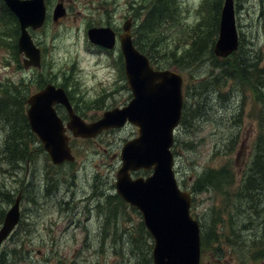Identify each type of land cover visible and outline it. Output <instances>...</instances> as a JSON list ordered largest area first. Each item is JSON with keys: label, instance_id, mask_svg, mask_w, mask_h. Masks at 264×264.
Returning <instances> with one entry per match:
<instances>
[{"label": "rangeland", "instance_id": "374dc122", "mask_svg": "<svg viewBox=\"0 0 264 264\" xmlns=\"http://www.w3.org/2000/svg\"><path fill=\"white\" fill-rule=\"evenodd\" d=\"M48 1L51 4L50 16L44 27L36 28L37 32L33 34L43 49V62L39 69L23 67L22 56L14 52L13 46L15 44L16 47L17 38L14 37L11 25L6 29V34L2 35L6 42L4 45L7 46H0V82H6L8 79L17 85L22 83L19 89L24 94V99L21 100L22 108L17 100H12L17 102L12 106L14 111L10 117L12 123L18 117L15 112L26 113L25 99L28 94L47 82L63 86L78 113L86 120H96L110 108V104H126L131 98V91L125 88L115 91L125 81L120 49H112L110 56L114 66L107 67L108 59L97 57L89 48L87 29L104 26L122 32L123 22L130 20L133 43L138 49L139 46H152L154 43L158 49L173 48L172 45L179 43L183 44L182 48H188L186 43L190 42L191 38L189 29L194 27L198 20L200 12L197 7L202 0H167L164 5H160L158 0ZM234 1L238 34H241L244 43L241 48L242 54L253 55L252 50H259L261 53L259 58L264 64V0ZM56 3L66 6L67 9V13L58 23L51 17ZM176 5L179 6L181 13H178ZM153 6L159 10V18L154 21L148 17ZM161 12L163 14L169 12V15L162 18ZM140 25L142 35L137 31ZM251 30L253 35H250ZM169 57L167 55L165 60L160 61H171L172 58ZM172 66L173 64L162 69L178 71ZM210 70L209 61L204 56L196 62H189L185 70L179 69L184 82V97L188 104L192 102L190 108L200 110L189 117L185 126L179 125L174 133L175 143L172 146L173 153L175 152L174 170L179 186L188 191L196 174L202 169L207 166L218 167L226 161L232 166L236 181L239 182L245 164L250 160L253 141L257 134L255 114L258 106L253 104L249 92L245 91L246 93L242 94L236 93V90L230 92L228 80L223 81L221 77L215 79L219 76V69H214V73L209 76ZM122 78L124 79L121 80ZM199 83L208 84L210 95L206 92H202L201 95H196L195 92L193 95H186L185 84H190L194 90H201ZM219 91L230 93L223 101L218 98ZM209 96H211L209 105L204 107ZM17 124L20 125L19 122ZM3 128V125H0V225L17 192L21 191L22 196L20 223L0 244V254L4 253L5 259L8 260L6 264H147L150 261L152 238L142 225L138 226L140 215L125 209L119 199L109 198L107 203L98 206L97 210L99 213L102 212L99 216L110 209L115 217H127L133 225L132 223L128 225L131 231L127 234L119 230L125 226H117L114 223V235L110 236L93 235V223L96 219L93 204L89 210L82 204V207H77L73 213L74 210L63 204L59 205L55 198L69 183L71 191H77L76 199L86 195L81 190H89L99 184L102 187L109 186L107 172L114 175L119 166L118 160L110 156L112 153L119 154L122 144L136 135V128L133 125L128 124L119 130L102 133L92 140L75 138L76 140L72 142L74 162H65L61 165H53L43 147L40 149V141L30 134L28 154L23 158L14 154V158L7 161L6 154L4 156L3 153L6 143ZM233 136H236V143L228 154H224L225 147L221 153L214 154L213 145L228 141ZM189 140L194 143L191 149L184 147ZM37 149L41 152L36 153ZM12 150L10 146L9 153ZM15 162H18V165ZM30 181L36 188H29L30 186L26 188ZM47 184L52 185L48 189L61 188L59 193L43 192V187L46 188ZM220 200L221 195L214 191L193 192L191 211L201 224L202 231L206 229L208 233V249L202 253L201 262L239 264L232 250L227 247L222 246V250H218V254L221 255L214 253V248L221 243H213L212 231H217L218 234L219 228L224 227L225 223L228 224L235 219L236 225L244 218L243 215H237L231 210L229 212L234 218L230 220L226 211L221 218V221L226 222L220 223L215 211L221 204ZM79 210L80 214L77 215ZM75 217H78L79 224L71 221L75 220ZM261 218L264 221V212ZM258 222L257 218L252 217L253 228L250 229L249 226L241 233L246 244H249V239L253 236L261 235L258 233ZM16 242H22L25 251L21 253V257L16 253L12 258L11 249ZM259 254L260 258L257 257ZM244 255L245 264H264V249L261 253H254L255 258L252 255L250 257V254Z\"/></svg>", "mask_w": 264, "mask_h": 264}, {"label": "water", "instance_id": "95a60500", "mask_svg": "<svg viewBox=\"0 0 264 264\" xmlns=\"http://www.w3.org/2000/svg\"><path fill=\"white\" fill-rule=\"evenodd\" d=\"M4 2L19 24L17 49L23 55V65L40 67V48L28 28L36 29L44 24V0ZM65 14L66 10L58 3L52 19L57 21ZM130 26L126 20L119 34L123 73L131 91L125 105L105 110L96 120L85 122L73 110L64 88L49 82L26 98L28 124L53 165L74 161L67 130L73 137L93 138L110 128L133 125L136 135L126 140L119 151L115 191L139 211L152 238L153 264H199L200 226L190 212L192 196L180 188L173 169L172 145L183 105L182 76L172 69L154 68L147 55L133 44ZM87 36L91 42L108 49L115 44V33L110 27H90ZM238 46L235 1L223 0L213 53L224 58ZM56 104L63 105L68 113L65 124L55 109ZM140 171L146 174L132 176ZM20 199L19 193L4 214L0 244L20 221Z\"/></svg>", "mask_w": 264, "mask_h": 264}, {"label": "trees", "instance_id": "16d2710c", "mask_svg": "<svg viewBox=\"0 0 264 264\" xmlns=\"http://www.w3.org/2000/svg\"><path fill=\"white\" fill-rule=\"evenodd\" d=\"M158 1L160 5H164V2L167 0ZM221 4L222 0H202L199 3L197 10H199L200 14L194 27L189 29L191 38L190 42L186 43L188 48H182V43L174 44L172 45L173 48L168 49L164 47L158 49V46L155 47V43L152 46H138L140 51L148 56L155 68H164L173 64L172 67L178 70H185L189 62H196L204 56L209 61L211 68L209 76L214 73V69H219V76H216L215 79L221 77L223 81L228 80L230 92H233V90H236V93L240 94L245 91L249 92L253 104L258 106V111L255 114L257 119V134L253 141L250 160L245 164L240 181H236L232 166L226 161L218 167L207 166L202 169L196 174L192 182V187L190 188L192 192L214 191L221 195V204L215 209L217 218H220V223L223 224L226 222L225 220L221 221L226 211H228V218L230 220L234 218V215L229 212L231 210L237 215H243L244 218L242 222L240 221L235 225L234 219L228 222V224L225 223L226 225H223L224 227L219 228L218 234L217 231H212L211 238L213 243H221L214 248V253H217V250H222V246L227 247L232 250L240 264H245L244 259H246V256L244 254H250V257L251 255L254 257V253H261L264 249V221L261 218V214L264 212V198H262V196H264V64L262 63V59L259 58L261 55L259 50H252L254 52L253 55L247 53V55L244 54L243 56L241 48L244 43L241 34H239V46L232 54L220 58L213 53V46L218 33ZM176 6L179 9L178 13H181L179 6ZM152 9L154 10L150 11L148 17L154 21L159 18V10L157 11L158 8L156 6H153ZM168 15L169 12L168 14L160 13L162 18ZM9 25L12 26L14 37L17 38L19 34L17 20L4 5L3 1L0 0V46H7L4 45L6 42L5 39H2V35L6 34V29H8ZM141 26L142 25L138 26L137 30L140 35L143 34L140 28ZM250 35H253L252 30L250 31ZM13 47L14 52L18 55L15 44ZM167 55H169V58H172V60H167V62L163 61L165 63L161 62L160 60H165ZM199 84V87H202L201 90H194L190 84H185L186 95H193L194 92L196 95H201L202 92H206L207 95H210L208 84ZM20 85H22V83L17 85L8 79L6 82H0V125L4 127L6 143L3 153L4 156L6 154L7 161H10L12 157L14 158V154H18V156L22 158L27 155L28 142L31 141L25 113L23 111L15 112L18 117H16L14 123H12L10 118L12 116L11 113L14 112L12 106L17 104V102H12V100H17L22 108L23 103L21 104V100L24 99V94L19 89ZM230 92L219 91L218 98L224 101L226 99L225 97H227ZM210 99L211 96L206 99L204 107L205 105H209ZM191 103L192 102L188 104V100L185 98L180 125L185 126L189 121V117L200 111L198 108H190ZM17 122H19L20 125H18ZM180 142L183 143L181 140ZM235 143L236 136H233V138L230 137L228 141L222 142L221 144L216 143V145H213L214 154L221 153L223 147H225L224 154H228V152L233 149ZM10 146H12L13 150L9 153ZM184 147L191 149L194 147V143L189 140L184 144ZM40 149H42L41 144ZM36 151L41 152L39 149L35 150V152ZM51 186L52 185L47 184L46 188ZM252 217L259 220L258 233L261 235H252L253 238L249 239V244H246V240L242 237L241 233L249 226H251L250 229L253 228L254 223H251ZM224 231H227V233ZM19 234H21V232ZM207 241L208 233L205 229L201 232V246L203 252L208 249ZM22 244V242H16L11 252H13V254L17 253L18 257H21V253L25 251V247H23ZM0 255V263L5 264V254L2 253ZM257 257L260 258L261 255L259 254ZM147 264H152L151 257Z\"/></svg>", "mask_w": 264, "mask_h": 264}, {"label": "flooded vegetation", "instance_id": "af4514ba", "mask_svg": "<svg viewBox=\"0 0 264 264\" xmlns=\"http://www.w3.org/2000/svg\"><path fill=\"white\" fill-rule=\"evenodd\" d=\"M45 1V4H46V21H45V24H46V22H47V20H48V18H49V16H50V11H51V4L49 3V1L48 0H44ZM66 7V6H65ZM155 9V8H154ZM154 9H152V11L154 10ZM157 11H158V9H157ZM52 17V16H51ZM62 18V17H61ZM61 18H59V19H57V21H55L56 23H58V22H60V20H61ZM53 20V19H52ZM130 23H131V21H130ZM44 26H42V27H40L41 29L43 28ZM114 31V33H115V45H114V48L113 49H115V48H118L119 49V42H118V35L120 34V32H118V31H116V30H113ZM29 32H30V34H31V36H32V38H33V40H34V42H36L38 45H39V43L34 39V37H33V34H35L36 32H37V29H31V28H29ZM131 36H132V33H131ZM132 40H133V36H132ZM88 43V42H87ZM89 48L93 51L92 53H94L95 55H97V56H99V57H101V58H103V59H108V61L106 62V64L108 65L107 67H111L112 68V62H111V58H112V56H110L111 55V53L113 52V51H108V50H106V49H104L103 47H101V46H98V45H94V44H92V43H90L89 42ZM39 47H40V49L42 50V48H41V46L39 45ZM42 62H43V57L41 58V64H40V67L42 66ZM40 67H38V68H36V69H39ZM124 78H122L121 80H123ZM125 80V79H124ZM56 85V84H55ZM119 88H125L126 90H129L130 91V88H129V86H128V84H127V82H126V80L125 81H123V84H121L115 91H117ZM131 93V92H130ZM68 98H69V100H70V103H71V105H72V108H73V110L75 111V113L76 114H78L79 115V117L81 118V119H83L85 122H91L92 121V119H88V120H86L85 118H84V116L82 115V114H80V113H78V110L76 109V107L74 106V104L72 103L73 101H72V99L70 98V95L68 94ZM130 100V99H129ZM128 100V101H129ZM123 105H125V104H120V105H117L116 103H114V104H110V108L109 109H111V108H114V107H122ZM55 109H56V111L58 112V114L60 115V117L62 118V120L64 121V122H66L67 120H68V113H67V111H66V109H65V107L64 106H62V105H57L56 104V106H55ZM108 110V109H107ZM128 125V123H126L123 127H121V128H124V127H126ZM121 128H110V129H107V130H104L103 132H101L99 135H97L96 137H93V138H97L98 136H100L102 133H105V132H113V131H116V130H119V129H121ZM29 131H30V129H29ZM67 132V134L69 135V137H70V139H69V144H70V146H71V149H72V152L74 151V148H73V146H72V142H74V140H76L75 138H81V137H73V136H71V134H70V132L69 131H66ZM30 135L31 136H33V138H35V135L34 134H32V132L30 131ZM93 138H86L87 140L88 139H93ZM76 150V149H75ZM111 158H113V159H115V160H118V162H119V166L117 167V169H116V171L118 170V168L120 167V159H119V157H118V154H116V153H112L111 154V156H110ZM65 163V162H64ZM64 163H62V164H64ZM15 164L16 165H18V162H15ZM116 171H115V173H114V175H111L109 172H107V182L109 183V186L107 185H105V186H103V187H106V188H103L102 187V185L101 184H99V185H96L95 186V188H90L89 190H81V192L82 193H86V195L85 196H80V197H78L77 199L75 198V196L77 195V191L76 190H72L71 191V189H70V187H69V185L71 184V183H69L68 185H66V186H64L63 188H62V193H59V191H60V189L61 188H54V189H48V188H45V187H43V192L44 191H52V192H58L59 193V196L58 195H56L55 196V198L57 199V201H58V203H59V205H61V204H63V205H65V206H67L68 207V209H72V210H74V212L73 213H75L76 212V210H77V207L78 208H81L82 207V204H85L86 205V208L89 210V209H92V205L91 204H93L94 205V208H95V214H96V219H95V222L93 223V226H94V228H93V235H103V234H107V235H110V236H112V235H114V228H113V224L114 223H116L117 224V226H121V225H123V226H125V228L124 229H121V228H119V230L120 231H122V233H127V234H129L130 233V231H131V228H128V225L129 224H131L132 222L130 221V220H128V218L127 217H124V218H120V217H115L114 215H113V213L111 212V210L110 209H108V210H105V214L104 215H102V216H99V214H102V212H100L99 213V211L97 210L98 209V206H100L101 204H105V203H107V200L109 199V198H117V199H119L120 200V203L123 205V207L125 208V209H129V210H131V211H134L135 213H137L138 215H140V213H139V211L135 208V207H133V206H131V205H129L127 202H125L124 200H122L121 199V197L116 193V191H115V188H114V186H113V184H114V181H115V175H116ZM146 173L145 172H143V171H140V172H135V173H133L132 174V176H137V175H145ZM113 180V181H112ZM30 186V187H29ZM112 186V187H111ZM35 188L34 187V184L32 183V181H30V183L27 185V187L26 188ZM25 189V188H24ZM21 194V191H18L17 192V194H16V196L18 195V194ZM16 196H15V198H16ZM14 198V199H15ZM21 199H22V196H21ZM21 199H20V204H21ZM101 199H104V200H101ZM14 201V200H13ZM32 202V200H29V202ZM21 209V208H20ZM89 212V211H88ZM5 214V213H4ZM80 214V210H79V212H78V214L77 215H79ZM106 214H108L107 216H106ZM76 215V216H77ZM21 217H22V212H21ZM87 219H89V217H87ZM20 220H21V218H20ZM3 221V220H2ZM71 221L73 222V223H77V224H79L80 223V221H79V219H78V217L76 218L75 217V220L74 219H71ZM138 222V226H140V225H142L143 227H144V229H145V226H144V224H143V221H142V217H141V215H140V219L137 221ZM19 223H20V221H19ZM19 223L16 225V227L19 225ZM1 224H2V222H1ZM132 225H133V223H132ZM1 226V225H0ZM16 227L14 228V230L16 229ZM13 230V231H14ZM146 230V229H145ZM12 231V232H13ZM11 232V233H12ZM10 233V234H11ZM15 234H17V233H15ZM207 252V251H206ZM221 255V254H218V250H217V253H215V255ZM1 256V255H0ZM12 258H13V256H11ZM201 257H202V254H201ZM7 261L8 260H6L5 259V264L7 263ZM11 261H13V260H11ZM1 264V263H0Z\"/></svg>", "mask_w": 264, "mask_h": 264}, {"label": "bare ground", "instance_id": "6f19581e", "mask_svg": "<svg viewBox=\"0 0 264 264\" xmlns=\"http://www.w3.org/2000/svg\"><path fill=\"white\" fill-rule=\"evenodd\" d=\"M14 104V103H13ZM12 105V104H11ZM15 106V105H14ZM2 123V122H1ZM4 130V129H3ZM6 131V130H5ZM1 134V133H0ZM104 200V199H103ZM106 206V205H105ZM109 208H110V206H109Z\"/></svg>", "mask_w": 264, "mask_h": 264}]
</instances>
